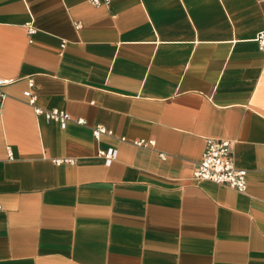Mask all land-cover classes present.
Returning a JSON list of instances; mask_svg holds the SVG:
<instances>
[{"label": "crops", "instance_id": "obj_1", "mask_svg": "<svg viewBox=\"0 0 264 264\" xmlns=\"http://www.w3.org/2000/svg\"><path fill=\"white\" fill-rule=\"evenodd\" d=\"M262 30L264 0H0V264H264ZM205 138L243 192L192 178Z\"/></svg>", "mask_w": 264, "mask_h": 264}, {"label": "built area", "instance_id": "obj_2", "mask_svg": "<svg viewBox=\"0 0 264 264\" xmlns=\"http://www.w3.org/2000/svg\"><path fill=\"white\" fill-rule=\"evenodd\" d=\"M91 6H99L101 4L107 5L108 0H88ZM75 28H78V24H75ZM32 30L28 28L27 35H30ZM253 41L256 43L257 49L264 53V30L255 34ZM63 47V44H60ZM11 80L0 79V111L5 99L3 88L10 84ZM27 87H32L31 80H28ZM27 103L33 106L34 97L30 96L28 91L24 92ZM35 115H42L45 121H51L57 123L62 127L66 122L70 120L69 115L59 111L57 109H50L42 111L36 107H33ZM77 124H83V121L78 119L75 121ZM100 135H111V132L103 128L102 126H94L91 129V136L93 139H97ZM123 141V139H121ZM204 147L201 153L199 161L196 163L192 178L196 181H208L215 185L224 186L236 192H243L245 189V178L241 170L234 167L232 154H231V142L223 139L205 138ZM132 144L137 147L152 146V141L135 140ZM10 157V155H8ZM162 158V155H159ZM97 157L104 161V165H109L116 157V152L111 149L106 151H98ZM67 159L54 160L53 164L58 165L61 163H70ZM1 208V207H0Z\"/></svg>", "mask_w": 264, "mask_h": 264}]
</instances>
